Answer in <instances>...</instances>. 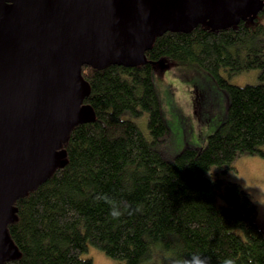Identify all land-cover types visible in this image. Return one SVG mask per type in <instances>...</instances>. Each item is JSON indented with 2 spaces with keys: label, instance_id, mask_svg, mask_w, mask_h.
<instances>
[{
  "label": "trees",
  "instance_id": "16d2710c",
  "mask_svg": "<svg viewBox=\"0 0 264 264\" xmlns=\"http://www.w3.org/2000/svg\"><path fill=\"white\" fill-rule=\"evenodd\" d=\"M264 2V0H263ZM264 5L252 21L227 29L198 24L156 35L134 67H81L90 87V123L61 144L66 157L48 179L13 203L7 234L17 256L2 264H92L88 246L118 264H141L154 246L179 264H264V232L242 188L208 178L239 154L264 157ZM197 67L227 91L226 120L203 148L168 160V133L152 74ZM259 69V82L234 86L222 77ZM146 113V137L123 114ZM119 213L114 216L113 213Z\"/></svg>",
  "mask_w": 264,
  "mask_h": 264
},
{
  "label": "water",
  "instance_id": "95a60500",
  "mask_svg": "<svg viewBox=\"0 0 264 264\" xmlns=\"http://www.w3.org/2000/svg\"><path fill=\"white\" fill-rule=\"evenodd\" d=\"M263 0H0V264L17 250L13 203L62 165L70 130L94 120L82 66L134 67L156 35L252 21Z\"/></svg>",
  "mask_w": 264,
  "mask_h": 264
},
{
  "label": "rangeland",
  "instance_id": "374dc122",
  "mask_svg": "<svg viewBox=\"0 0 264 264\" xmlns=\"http://www.w3.org/2000/svg\"><path fill=\"white\" fill-rule=\"evenodd\" d=\"M264 63V54H263ZM264 67V66H263ZM260 70L253 69L228 77L220 75L234 86L243 87L259 82ZM160 76L152 74L155 90L159 97L162 116L168 133L160 145L164 156L171 160L185 147L203 148L207 137L213 134L226 120L228 95L216 79L197 67L175 66L164 69ZM122 119L136 123L142 133L148 136L146 113L134 117L123 114ZM208 178L238 184L255 205V223L264 232V157L258 154H239L229 169L212 167ZM84 258L92 264H118L106 257L100 250L88 246ZM141 264H179L172 253L154 246L150 257Z\"/></svg>",
  "mask_w": 264,
  "mask_h": 264
},
{
  "label": "clouds",
  "instance_id": "9594fccd",
  "mask_svg": "<svg viewBox=\"0 0 264 264\" xmlns=\"http://www.w3.org/2000/svg\"><path fill=\"white\" fill-rule=\"evenodd\" d=\"M113 215L118 216L119 213L114 212ZM194 264H203V262L199 258H196ZM229 264H231V262H229Z\"/></svg>",
  "mask_w": 264,
  "mask_h": 264
}]
</instances>
